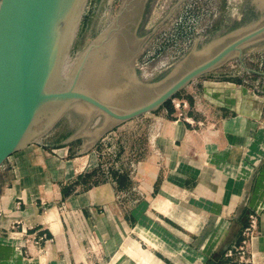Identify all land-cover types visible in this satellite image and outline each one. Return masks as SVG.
<instances>
[{"label": "crops", "instance_id": "0c3cea01", "mask_svg": "<svg viewBox=\"0 0 264 264\" xmlns=\"http://www.w3.org/2000/svg\"><path fill=\"white\" fill-rule=\"evenodd\" d=\"M204 85L209 94L217 95L213 99L229 107L216 105L209 110L198 105V114L187 113L186 118L214 121L213 130L185 118H132L102 132L95 141L87 133L79 146L83 153L70 159H63L69 146L47 150L42 139L9 156L6 165L19 174L12 188L9 182L0 194V247H7L0 253V263L167 264L169 256L179 262V256L196 253L186 243L192 235L173 228L170 220L179 222L187 233L196 232L195 244L202 249L215 242L208 231L221 230L220 220L205 224L198 218L222 215L225 208L214 205L212 210H201L200 199L218 197L217 185L238 182L239 168H252L255 154L264 157V124L255 130V118L245 117L239 104H252L254 99L261 105L264 96L231 82ZM148 131L157 153L147 147ZM208 143L214 144L211 149ZM106 147H116L125 158L131 152L142 160V201L132 190L136 183L126 174L113 171L109 178L102 173L98 164ZM174 198L182 200L183 208L174 205ZM13 223L26 229L27 236L13 234ZM5 233L19 249L3 242Z\"/></svg>", "mask_w": 264, "mask_h": 264}, {"label": "rangeland", "instance_id": "374dc122", "mask_svg": "<svg viewBox=\"0 0 264 264\" xmlns=\"http://www.w3.org/2000/svg\"><path fill=\"white\" fill-rule=\"evenodd\" d=\"M124 1L86 0L63 72H67L77 53L112 25ZM262 20L264 0H150L138 36L149 33L150 35L133 58L131 66L144 81L159 79L191 49L196 39L199 40L198 53L201 56L206 55L212 46L202 48L203 45L233 30L249 28ZM241 59L242 63L237 57H230L218 67L190 81L156 110L139 115L131 121L149 120V117L160 116L168 121L183 120L187 113L198 114L196 112L200 111L196 110L198 105L207 106L209 110L216 105L229 107L227 104L218 103V99H213L217 95L209 94L204 85L205 81L231 82L238 88L244 86L256 95L264 96V38L246 45ZM125 75L130 76L129 72ZM90 91L106 101L114 100L107 95L113 90L92 87ZM252 101V104L247 102L239 104L245 108V117L253 115L255 118L253 121L256 130L264 124V104L260 105L254 99ZM231 111L234 116L238 114L234 108ZM88 114H93L90 106L75 105L56 123L47 136L41 138L42 148L49 150L69 146L63 157L65 160L83 153L79 146L86 137L79 136L72 140L68 138L85 125ZM104 119L102 114H94L84 131L88 132L89 129L93 131V128L100 125ZM201 122L206 129L217 128L214 121L207 123L202 119ZM122 124L123 122H119L112 128ZM208 144L207 147L210 149L214 145ZM255 155L257 157H254L252 168H239L235 172V176L238 175V182L217 185L218 197L215 198L213 194L215 189L214 192L212 190L207 194L208 197L213 194L212 198L209 197L205 201L200 199L201 210H212L214 205L225 208L222 215H200L198 218L205 224H213L215 219L220 220L221 230L208 231V234L215 238V242L212 238L213 242L202 249L195 244L199 236L196 232L187 233L179 222L169 221L176 230L192 235V241L186 243L196 254L179 256L177 259L179 262H175L169 256L167 264H264V157L260 154ZM6 160L0 167V194L4 193L7 183L10 182L8 187L12 188L17 172L19 174V170L6 165ZM262 179L263 182L260 184ZM172 201L177 208H183L180 198H174ZM174 230L173 235L180 237ZM3 238L7 239L3 242L19 249L7 233L3 234ZM5 248L7 247H0V253Z\"/></svg>", "mask_w": 264, "mask_h": 264}, {"label": "water", "instance_id": "95a60500", "mask_svg": "<svg viewBox=\"0 0 264 264\" xmlns=\"http://www.w3.org/2000/svg\"><path fill=\"white\" fill-rule=\"evenodd\" d=\"M85 2L0 0V167L15 152L38 142L77 104L90 106L93 114H88L85 125L68 140L88 133L95 141L115 124L156 110L190 81L230 57H237L242 63L243 48L264 38L262 20L203 45L202 48L212 46L206 55L197 54L200 49L196 39L191 49L163 77L144 81L131 62L150 33L138 36L135 20L127 26L124 19L132 0H125L112 25L77 53L65 73ZM126 30L134 41L126 48L124 63L131 85L122 89V82L107 87L103 82L101 89L113 90L114 102L106 101L90 91L93 84L86 81V76L90 69L97 68L96 72H105L107 67L113 72L118 70L122 56L118 53L120 46H114L112 63L104 56L103 49L111 37L117 39ZM94 114H102L105 119L94 131L85 132Z\"/></svg>", "mask_w": 264, "mask_h": 264}, {"label": "built area", "instance_id": "2783aa9c", "mask_svg": "<svg viewBox=\"0 0 264 264\" xmlns=\"http://www.w3.org/2000/svg\"><path fill=\"white\" fill-rule=\"evenodd\" d=\"M174 102V100H172ZM185 120L191 124L197 125L199 128H205L203 123L201 121L194 122L193 120H190L188 118H185ZM203 125V126H202ZM146 142L147 147L154 153H157V144H151L149 131L146 135ZM129 157L125 158L123 157V154H119L116 147H106L100 152V162H99V168L101 169L102 173L106 177H111L112 172L114 171L117 175L120 174H126L127 178L130 181L135 182L136 184L132 186V190L135 191L138 195V199L140 201L143 200L145 192L142 190V179H141V165L142 160L137 157L136 154H132L131 152L128 153ZM125 160L123 163L122 160ZM123 163V164H122ZM142 198V199H140ZM19 223H13L10 226L11 232L13 234H18L20 236H27V230L21 227L18 228ZM17 237V236H16Z\"/></svg>", "mask_w": 264, "mask_h": 264}, {"label": "flooded vegetation", "instance_id": "af4514ba", "mask_svg": "<svg viewBox=\"0 0 264 264\" xmlns=\"http://www.w3.org/2000/svg\"><path fill=\"white\" fill-rule=\"evenodd\" d=\"M149 1L150 0H133L130 7H129V11L127 12V17H126V19H124L125 23H127V26H128V24H130L128 22L135 20V23L137 24V28H136V34L137 35H138L139 28L144 23V18L146 16ZM127 31L128 30L124 31V33L122 32L121 35H118L117 39L114 37H111L108 40V43L106 44L107 46H105V50H106L108 59L111 63H112V61L114 62V59H115L113 56L115 45L120 46L121 51H118V53L122 54L121 60H120L121 64H120L118 70L116 72H113L111 70V68L109 67L111 70L112 77L123 78V77H126L125 74H126V72H128L127 66L124 65L125 59H126V53H127L126 48L128 46H131L132 44H134V41H133V39H131L127 36V33H128Z\"/></svg>", "mask_w": 264, "mask_h": 264}, {"label": "bare ground", "instance_id": "6f19581e", "mask_svg": "<svg viewBox=\"0 0 264 264\" xmlns=\"http://www.w3.org/2000/svg\"><path fill=\"white\" fill-rule=\"evenodd\" d=\"M103 50L105 52L104 56L108 58L105 48ZM197 54H200V53L197 52ZM97 57H99V55H97ZM108 61H109V59H108ZM110 63H109V65H111ZM107 68L108 69H106V68L104 69L105 72H100V71L96 72V69L97 68L95 70L94 69L93 70L90 69V72L86 76V81L88 83H90V84H93V88L94 89H99V90H102L101 89L102 87H100V84H102L103 82H104V86L107 87V86H109L111 84L114 85L116 82H118V83L120 82L121 83L122 81H124L125 83H122V85H121V88L122 89H124V87H127V86H130L131 85L130 76L129 75H128V77L126 76V77H123V78H120V77H112L111 71H109L110 68L109 67H107ZM107 95H109L110 97L113 96V94L111 92L110 93H107Z\"/></svg>", "mask_w": 264, "mask_h": 264}]
</instances>
